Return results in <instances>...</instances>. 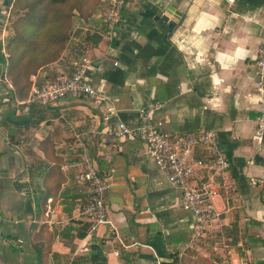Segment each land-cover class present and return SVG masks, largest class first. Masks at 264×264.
I'll use <instances>...</instances> for the list:
<instances>
[{
	"label": "crops",
	"instance_id": "obj_1",
	"mask_svg": "<svg viewBox=\"0 0 264 264\" xmlns=\"http://www.w3.org/2000/svg\"><path fill=\"white\" fill-rule=\"evenodd\" d=\"M11 5L0 0V22ZM104 11L78 24L60 59L30 77L68 76L88 56L102 68L88 73L109 96L102 104L67 97L28 106L0 62V264H172L197 253L264 264V141L255 137L264 0H127L113 42ZM88 30L101 41H87ZM153 100L164 103L154 114L164 129L215 130L229 161L223 176L198 172L216 188L219 211L198 245L189 246L195 216L181 191L143 141L112 131L120 121L136 125L138 108ZM84 149L109 177V222L95 231L79 214L90 197L79 180ZM233 227L228 248L225 228Z\"/></svg>",
	"mask_w": 264,
	"mask_h": 264
},
{
	"label": "built area",
	"instance_id": "obj_2",
	"mask_svg": "<svg viewBox=\"0 0 264 264\" xmlns=\"http://www.w3.org/2000/svg\"><path fill=\"white\" fill-rule=\"evenodd\" d=\"M228 1L234 2V0ZM126 2L127 0L107 1L103 33L111 42L118 36L119 21ZM256 64V89L260 97V107L255 119V137L262 142L264 141V41L258 49ZM101 70V66L92 58L83 56L70 75L34 83L23 103L28 106H47L67 97L75 99L86 97L95 104H102L109 99L108 94L95 86L88 77L90 71ZM5 80L10 83L6 76ZM163 107L164 103L159 100L149 101L138 108L136 125L130 126L120 121L112 131L117 136L133 135L143 141L148 157L164 172L169 183L181 191L182 208L195 216L189 246L198 245L207 233L208 222L219 216L214 203L216 188L209 182L199 180L198 172L207 169L213 175L223 176L227 172L229 161L218 142L215 130L203 129L185 135H174L164 129L163 122L154 119L155 112ZM199 149L206 152L205 157L195 155ZM81 164L79 180L89 185L90 197L79 214L89 223L90 231H95L109 222L107 206L109 177L99 171L96 162L86 149L81 154ZM2 221L3 216L0 215V233ZM220 262L249 264L245 258L235 262L228 256Z\"/></svg>",
	"mask_w": 264,
	"mask_h": 264
},
{
	"label": "trees",
	"instance_id": "obj_3",
	"mask_svg": "<svg viewBox=\"0 0 264 264\" xmlns=\"http://www.w3.org/2000/svg\"><path fill=\"white\" fill-rule=\"evenodd\" d=\"M105 0H12L10 8L11 34L6 39L0 62L5 64L4 76L11 82L14 94L25 99L33 81L31 75L60 59L68 47L76 26L90 24L95 15L103 13ZM85 39L99 43L102 35L90 30ZM1 49V45H0ZM225 228L228 248L236 243V227ZM221 264L208 253L174 256L172 264Z\"/></svg>",
	"mask_w": 264,
	"mask_h": 264
},
{
	"label": "rangeland",
	"instance_id": "obj_4",
	"mask_svg": "<svg viewBox=\"0 0 264 264\" xmlns=\"http://www.w3.org/2000/svg\"><path fill=\"white\" fill-rule=\"evenodd\" d=\"M7 15H6L5 19L0 22V40L3 41L1 46H2L4 52H5L6 39L11 34L10 23H11L12 19H11L10 13H9V18L7 17Z\"/></svg>",
	"mask_w": 264,
	"mask_h": 264
}]
</instances>
